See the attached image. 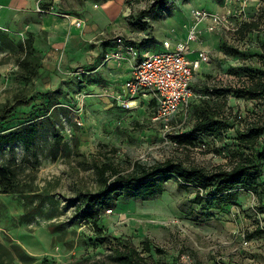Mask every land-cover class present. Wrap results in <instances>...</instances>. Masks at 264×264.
Segmentation results:
<instances>
[{"label": "rangeland", "instance_id": "rangeland-1", "mask_svg": "<svg viewBox=\"0 0 264 264\" xmlns=\"http://www.w3.org/2000/svg\"><path fill=\"white\" fill-rule=\"evenodd\" d=\"M152 3L0 0V113L14 104L0 131L27 122L37 129L28 150L20 141L0 146V166L13 172L12 187L0 184V264H117L110 243L98 240L81 214L84 196L102 187L96 163L110 162L122 174L136 163L167 159L206 170L230 167L237 130L264 126V91L244 92L252 77H264V0H177L150 9ZM195 7L227 18L226 27H201L210 61L192 82L202 92L221 89L204 98L227 122L221 134H197L194 144L179 145L175 136L191 130L193 111L165 138L151 121V100L126 107L113 98L126 73L103 65L80 79L73 74L100 59L116 37L141 52L183 38ZM243 23L251 24L240 32ZM258 171L254 189L238 188L232 200L220 201L198 200L195 187L181 188L169 176L153 197L124 196L99 208L97 225L131 241L150 264H176L182 253L195 264H264V163ZM242 234L250 246L242 248Z\"/></svg>", "mask_w": 264, "mask_h": 264}, {"label": "trees", "instance_id": "trees-1", "mask_svg": "<svg viewBox=\"0 0 264 264\" xmlns=\"http://www.w3.org/2000/svg\"><path fill=\"white\" fill-rule=\"evenodd\" d=\"M176 1L153 0L150 9L168 6ZM138 14L141 17L144 12L141 11ZM250 24H241L239 31L246 29ZM139 25L142 27L143 23H139ZM208 90L206 87L203 92ZM262 91H264V77L259 76L252 77L250 84L246 85L244 89V92L250 97L257 96ZM216 92L221 93V89L212 86L211 94ZM19 103L22 101H16V104ZM23 103L25 102L23 101ZM13 107L14 104L1 111L0 121L11 112ZM192 111L194 123L191 130L175 136V142L179 145L194 144L197 134H221L227 125L220 112L209 105L206 99H200L197 103L191 101L188 115ZM262 130H264V126H259L257 123L237 130V151L235 152L237 159L232 162L230 167L206 170L202 167L186 166L181 162L167 159L151 165L136 163L131 172L122 174L110 162L96 163L95 167L102 187L95 193L84 196L86 205H84L81 214L92 221L95 237L101 242L108 241L110 243V249L117 264H150L147 258L128 239L119 236L111 237L109 234L103 233L97 225L99 208L106 207L115 199L124 196L141 199L153 197L161 191L162 181L169 176H174L177 185L181 188L195 187L198 200H204L203 198L208 196L216 198L217 201L225 198L232 200L238 188L254 189L259 181L258 169L264 163V142L259 144V136ZM36 133L37 129L32 122L24 123L6 132L0 131V146L20 141L28 150L33 144ZM12 174L11 169L0 166V184L12 187ZM111 176L114 178L110 179ZM256 231L262 232V229L257 227ZM145 250H149L148 244H146Z\"/></svg>", "mask_w": 264, "mask_h": 264}, {"label": "built area", "instance_id": "built-area-1", "mask_svg": "<svg viewBox=\"0 0 264 264\" xmlns=\"http://www.w3.org/2000/svg\"><path fill=\"white\" fill-rule=\"evenodd\" d=\"M37 9L46 11L39 3ZM190 16L191 24L185 39L176 41L173 45L169 40L164 39L163 51L140 52L134 43L116 37V48L105 52L103 56L104 61L110 59L121 61L125 59V54L129 55L132 59L131 75L114 98L119 104L128 107L138 95L152 94L156 108L150 118L154 124L159 125L165 138L174 135L181 123L186 121L193 98L200 100L211 95L212 86L208 87L207 92L195 90L192 86L197 71L209 63L210 54L207 49L199 48L194 51V57H190L192 50L189 48V43L200 40L202 26L212 31L226 27L227 24L225 16L203 8H191ZM75 25L81 26V21L77 20ZM87 72V69L77 67L73 74L80 79ZM176 116L181 118L179 124L175 123ZM240 244L242 248L248 247L251 241L242 234ZM176 264H195V261L189 254L182 253ZM216 264L223 263L217 260Z\"/></svg>", "mask_w": 264, "mask_h": 264}, {"label": "crops", "instance_id": "crops-1", "mask_svg": "<svg viewBox=\"0 0 264 264\" xmlns=\"http://www.w3.org/2000/svg\"><path fill=\"white\" fill-rule=\"evenodd\" d=\"M73 28H78L77 26L73 27ZM186 36H184L183 38H178V40H173L171 43L172 45L176 42V41H181L183 39H185ZM201 38V37H200ZM129 42H132V41H129ZM134 43V42H132ZM135 44V43H134ZM136 45V44H135ZM138 47V45H136ZM116 48V42H115V39H113L107 46H105V48L101 51V58H97L96 60H94L91 64H90V67H87L89 69H87L88 71V74L90 73H96L98 72L99 70H102L101 69V66H105L103 68H106V67H109V66H112V67H116L117 69H114L116 70L118 73H120V75H123L124 73V79L123 81L121 82V87H120V91L122 90V87H123V83L130 77L131 75V65H132V59L129 57V55L125 54V59L122 60V62L120 63H117L118 61L116 60H113V59H110L108 61H104L103 60V56H104V53L107 52V51H110V50H113ZM189 48L192 50V52L190 53V57H194V51L199 49V48H204L201 44V39L198 41V42H190L189 43ZM141 49V48H140ZM165 48L161 47V50H157L156 52H159V51H163ZM141 52V50H140ZM129 58V59H128ZM124 60H127V62H124ZM208 65V64H206ZM206 65H203L202 67H200V69L197 71V73L195 74V77L202 71V69L206 66ZM85 67V66H84ZM86 69V68H85ZM123 77V76H122ZM193 86V85H192ZM194 89H196L194 86H193ZM198 90V89H197ZM120 91H117L114 93L117 94L119 93ZM114 95H113V98H114ZM115 99V98H114ZM148 101L151 100V104H152V107H151V115L153 114V112L155 111V108H156V101L155 99L153 98L152 94L150 93H144V94H140L136 97L135 100L132 101V105L134 104V102H137V101ZM196 99H192V101H195ZM176 118H179L181 119L180 117L176 116ZM187 120V119H186ZM175 122H176V119H175ZM186 122V121H184ZM179 124V123H178ZM183 124V122H182ZM256 241V240H254Z\"/></svg>", "mask_w": 264, "mask_h": 264}]
</instances>
